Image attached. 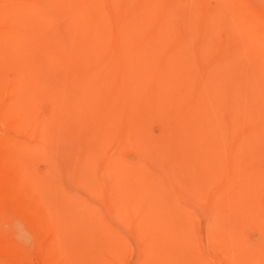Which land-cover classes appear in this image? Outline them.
Masks as SVG:
<instances>
[{
    "label": "bare ground",
    "instance_id": "6f19581e",
    "mask_svg": "<svg viewBox=\"0 0 264 264\" xmlns=\"http://www.w3.org/2000/svg\"><path fill=\"white\" fill-rule=\"evenodd\" d=\"M1 79L0 211L44 260L264 264V0H0Z\"/></svg>",
    "mask_w": 264,
    "mask_h": 264
},
{
    "label": "rangeland",
    "instance_id": "374dc122",
    "mask_svg": "<svg viewBox=\"0 0 264 264\" xmlns=\"http://www.w3.org/2000/svg\"><path fill=\"white\" fill-rule=\"evenodd\" d=\"M5 88H6L5 81L1 79L0 80V93H2V90ZM39 114H41V112H39ZM53 151H55V149ZM53 151H46V150L40 151L34 155H31L30 156L31 160L28 161L29 164L31 163L29 165V168L32 172V175L38 179L46 178L48 180V184L51 187H53L56 182L55 179L57 177V174L62 172L61 169H63L62 168L63 164L61 162L60 156L58 158V156L56 155L57 153L55 154V152ZM51 152H53L54 156L56 155L55 156L56 158L54 157L55 159L52 157L53 155H51L52 154ZM58 162L59 164L61 163L60 165L62 166L60 167L61 169L57 168L59 166ZM57 164L58 166L55 167ZM55 168L59 169V171L56 170ZM48 177H51V178H48ZM52 180H53V185L52 183H49V181H52ZM53 203L54 205H56L54 200H53ZM90 222H92V220ZM94 226L95 225H93L92 228L94 230L97 229V227L94 228ZM90 227L91 225H89L87 222L85 226H78V229L75 228V225L73 224L70 225V228L68 230L69 231L68 233L70 235L68 237L69 238L68 241L70 242L73 239L70 242L71 246H74L75 249H79V246L89 242L86 239L84 240V238L90 237V234L85 232L86 230H89ZM117 227L119 230L124 231L120 233L123 234L124 236L127 235L126 238L128 239V241L129 240L131 242L133 241L134 235H132L133 233L132 231H130V235H129L128 229L122 228L118 225ZM35 229L33 226L30 225V222L26 220L25 218H23L19 213H16L8 209L4 211H0V244L9 246L11 249H13L14 247L16 251L14 249L13 250L17 254V255L15 254L14 257H11L13 258L14 264H53L49 262V260L48 261L44 260V251L47 248V245L50 243L49 241L51 240V238H48L50 236L49 235L47 236L46 235L47 233L46 234L39 233L37 232V229L36 230ZM125 231L127 232V234H125ZM74 239H76L75 240L76 242L74 241ZM134 247H133V250L131 249L132 251L130 252L131 255H133V258L137 254V252H135L136 249ZM68 248H71V247H68ZM5 258L10 259V257L5 251L0 252V261L6 260Z\"/></svg>",
    "mask_w": 264,
    "mask_h": 264
}]
</instances>
